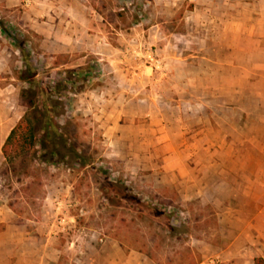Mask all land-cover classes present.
<instances>
[{
  "label": "rangeland",
  "instance_id": "1",
  "mask_svg": "<svg viewBox=\"0 0 264 264\" xmlns=\"http://www.w3.org/2000/svg\"><path fill=\"white\" fill-rule=\"evenodd\" d=\"M0 213L58 264L264 257V0H0Z\"/></svg>",
  "mask_w": 264,
  "mask_h": 264
},
{
  "label": "crops",
  "instance_id": "2",
  "mask_svg": "<svg viewBox=\"0 0 264 264\" xmlns=\"http://www.w3.org/2000/svg\"><path fill=\"white\" fill-rule=\"evenodd\" d=\"M0 223H4L0 230V264H58L62 250L50 234L24 229L5 214L0 215Z\"/></svg>",
  "mask_w": 264,
  "mask_h": 264
},
{
  "label": "trees",
  "instance_id": "3",
  "mask_svg": "<svg viewBox=\"0 0 264 264\" xmlns=\"http://www.w3.org/2000/svg\"><path fill=\"white\" fill-rule=\"evenodd\" d=\"M30 69L25 68L24 76L29 78ZM29 80V79H28ZM34 92L30 89H23L20 93L22 104L26 107V111L16 124L11 128L7 137L5 138L1 152L6 162H12L15 158L19 157L23 153L31 150L36 142V127L34 123V117L32 116V110L35 107ZM43 120L45 113H41ZM44 127L50 125L49 122H43ZM254 264H264V257L257 256L253 259Z\"/></svg>",
  "mask_w": 264,
  "mask_h": 264
},
{
  "label": "built area",
  "instance_id": "4",
  "mask_svg": "<svg viewBox=\"0 0 264 264\" xmlns=\"http://www.w3.org/2000/svg\"><path fill=\"white\" fill-rule=\"evenodd\" d=\"M148 56H149L150 60H153V57L151 56V53H148ZM157 62H158V60H157Z\"/></svg>",
  "mask_w": 264,
  "mask_h": 264
}]
</instances>
